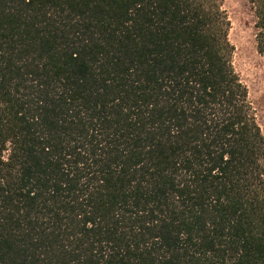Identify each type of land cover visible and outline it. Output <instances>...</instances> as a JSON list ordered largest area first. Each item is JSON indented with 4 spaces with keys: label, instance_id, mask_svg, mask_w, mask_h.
Instances as JSON below:
<instances>
[{
    "label": "trees",
    "instance_id": "obj_1",
    "mask_svg": "<svg viewBox=\"0 0 264 264\" xmlns=\"http://www.w3.org/2000/svg\"><path fill=\"white\" fill-rule=\"evenodd\" d=\"M224 2L0 0V264H264Z\"/></svg>",
    "mask_w": 264,
    "mask_h": 264
},
{
    "label": "rangeland",
    "instance_id": "obj_2",
    "mask_svg": "<svg viewBox=\"0 0 264 264\" xmlns=\"http://www.w3.org/2000/svg\"><path fill=\"white\" fill-rule=\"evenodd\" d=\"M224 10L233 46L232 64L264 135V58L257 52L253 8L249 0H225Z\"/></svg>",
    "mask_w": 264,
    "mask_h": 264
}]
</instances>
